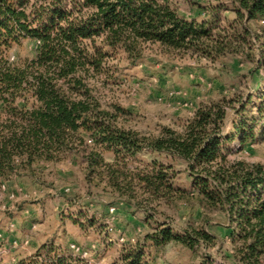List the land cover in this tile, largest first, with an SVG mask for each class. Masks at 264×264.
Wrapping results in <instances>:
<instances>
[{
    "label": "trees",
    "instance_id": "1",
    "mask_svg": "<svg viewBox=\"0 0 264 264\" xmlns=\"http://www.w3.org/2000/svg\"><path fill=\"white\" fill-rule=\"evenodd\" d=\"M185 1L187 9L176 0H0V188L14 177L40 182L45 167L75 153L90 184H104L156 222L142 241L124 247L121 264H158L149 246L176 242L197 251L219 243L209 219L159 221L162 205L224 212L230 249L222 262L204 254L200 264H264V165L230 158L234 140L242 147L264 131V85L238 100L205 102L183 130L164 125L156 134L126 126L127 110L100 96L99 83L117 82L123 59L138 65L154 44L214 62L232 56L264 70V0ZM25 40L32 51L11 60L13 46ZM142 152L168 161L133 165ZM176 161L185 164L190 187L178 183Z\"/></svg>",
    "mask_w": 264,
    "mask_h": 264
},
{
    "label": "rangeland",
    "instance_id": "2",
    "mask_svg": "<svg viewBox=\"0 0 264 264\" xmlns=\"http://www.w3.org/2000/svg\"><path fill=\"white\" fill-rule=\"evenodd\" d=\"M176 1L180 7L189 8L185 0ZM228 15L232 13L228 12ZM33 46L25 40L21 45L15 44L10 54L15 58L28 55ZM118 73L117 82L99 83L102 100L127 110L121 115L126 126L155 134L164 125L183 130L194 110L205 102L224 96L238 100L264 85L261 82L264 70L256 72L252 64L238 58L231 56L214 62L204 56L168 50L158 44L148 46L146 57L138 65H128L123 59ZM235 105L239 107L238 101ZM251 111L252 107L248 106L246 113ZM261 128L260 124L256 131ZM230 147L231 159L264 165V131L259 132L253 143L240 147L236 139ZM106 155L112 158L111 154ZM154 157L168 161L164 155L142 152L133 159V165H141ZM175 163L182 170L178 183L190 187L185 164ZM3 183L7 185V191L0 202V264H56L57 255L64 259L63 264H83L67 252L71 242L82 245L98 243L101 256L108 264H121L124 247L142 241L156 225L154 220L150 224L141 211H135L126 202L114 198L109 190L104 189V184H90L85 177L84 161L75 153L45 167L40 182L14 177ZM17 185L24 187V193L18 199H10L8 192ZM111 203L116 206V212L108 221L107 211ZM84 211L87 215L82 214ZM71 215H75L83 226L74 224ZM87 216L94 217V225ZM156 216L159 221L167 218L178 226L209 219L208 231L220 240L214 247H201L197 251L176 242L160 248L149 246L147 254L149 258H156L158 264H200L204 254H212L216 262H222L230 249V239L226 238L228 222L223 211L205 215L198 205H180L178 208L162 205ZM107 222L113 225L116 233L108 232ZM119 235L125 237L124 243L116 241ZM26 239H29L28 244L24 243ZM43 245V254L36 255ZM49 245L56 247L57 255L56 251H46Z\"/></svg>",
    "mask_w": 264,
    "mask_h": 264
},
{
    "label": "built area",
    "instance_id": "3",
    "mask_svg": "<svg viewBox=\"0 0 264 264\" xmlns=\"http://www.w3.org/2000/svg\"><path fill=\"white\" fill-rule=\"evenodd\" d=\"M15 56H11V60H14ZM160 99H162L160 97ZM195 113V110L193 114ZM7 191V185L5 183L2 184V188L0 191V202L3 201V198L5 196V192ZM24 193V187L21 185H17V187L14 190H10L8 192V197L10 199H18L20 194ZM116 212V206L112 205L108 209V214H109V219L113 217V215ZM36 224H33V227H35ZM107 230L109 233H116L117 231L111 225L110 222H107ZM116 241L119 243H124L125 242V237L123 235H119L116 237ZM25 244L29 243V239H26ZM4 250V249H3ZM67 252L74 256L77 257L83 264H108L106 259L101 256V246L98 243H90V244H80L77 242H71L67 246Z\"/></svg>",
    "mask_w": 264,
    "mask_h": 264
}]
</instances>
